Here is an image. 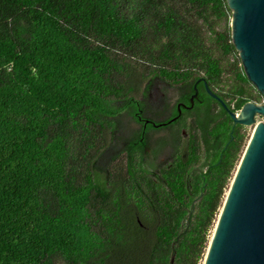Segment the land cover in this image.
Returning <instances> with one entry per match:
<instances>
[{"label": "trees", "instance_id": "16d2710c", "mask_svg": "<svg viewBox=\"0 0 264 264\" xmlns=\"http://www.w3.org/2000/svg\"><path fill=\"white\" fill-rule=\"evenodd\" d=\"M231 16L226 0H0V264L202 262L245 136L196 81L233 111L258 97ZM156 79L192 107L164 94L166 126L143 128ZM161 129L167 160L148 161Z\"/></svg>", "mask_w": 264, "mask_h": 264}, {"label": "water", "instance_id": "95a60500", "mask_svg": "<svg viewBox=\"0 0 264 264\" xmlns=\"http://www.w3.org/2000/svg\"><path fill=\"white\" fill-rule=\"evenodd\" d=\"M226 2L232 10V42L245 74L264 94V0ZM199 81L226 109L233 123L255 125L229 184L202 264H264V121L257 122L255 118L256 115L264 116V103L246 101L233 111L209 89L204 78L196 83ZM197 91L195 84L189 97L191 104ZM177 109L180 112V105ZM148 121L154 127L167 123ZM173 258L174 255L170 264Z\"/></svg>", "mask_w": 264, "mask_h": 264}, {"label": "rangeland", "instance_id": "374dc122", "mask_svg": "<svg viewBox=\"0 0 264 264\" xmlns=\"http://www.w3.org/2000/svg\"><path fill=\"white\" fill-rule=\"evenodd\" d=\"M231 78H232L231 75H226L225 76L226 80L231 79ZM153 85H154L153 90H152V92L150 91V95L146 96L148 98L145 101L148 105H150L149 106L150 108H153V106L157 107L159 105V103L157 104L156 101L158 100V98L160 100V98H162L163 94H166L167 100L169 102L170 101L171 102H175L176 97H177V87L170 86L167 83H164V82H162V81H160L158 79H156L154 81ZM224 88H227V85H224ZM252 92H253V94L258 96L256 98V100H253V101H255L256 103H264V94L263 93L262 94H258L256 89H252ZM144 98L145 97H143L142 99H144ZM168 112H169V109H167V111H165L164 113H157V114L153 113L151 116L155 117L158 120H161V119H163V117H165L168 114ZM256 120H257V122L258 121H264V116L258 115L256 117ZM122 121H123V123H122L121 127L124 130L123 133H125L128 130V126L129 127H136L137 126L133 121H130L129 123H127L125 118ZM254 127H255V125H243L242 126V131L244 132L245 139H244V143H243L242 149H241L240 154H239V158H238V160L236 162V165H235L236 167H237V165L239 163V160H240V158H241V156L243 154V151H244V149H245V147L247 145V142H248V140H249V138H250V136H251V134L253 132ZM167 134H168V131H166V130L156 131L155 134L153 135V138L154 139L161 138L163 136H166ZM118 145H119V147H121L123 144H122V142H120V144H118ZM166 160H167L166 154H163V156L161 155V157L158 159V163L159 162H165ZM236 167H235V169H236ZM234 172H235V170H234ZM234 172H233V174H234ZM231 180H230V182H231ZM230 182H229V184H230ZM227 191H228V188L225 190L224 197H225ZM223 200H224V198H223ZM218 214H219V212H218ZM218 214H217V217H216V219L214 221V225H213V227L210 230L209 240L211 238V235H212L216 220L218 218ZM202 262H203V260H202ZM202 262L200 264H202Z\"/></svg>", "mask_w": 264, "mask_h": 264}, {"label": "flooded vegetation", "instance_id": "af4514ba", "mask_svg": "<svg viewBox=\"0 0 264 264\" xmlns=\"http://www.w3.org/2000/svg\"><path fill=\"white\" fill-rule=\"evenodd\" d=\"M200 82V81H199ZM153 87H154V85H152L150 88H148V89H146L145 91H144V93L142 94V96L140 97V99L143 101V102H145L146 101V99L148 98V97H146V96H148V95H150V91L152 92V90H153ZM179 90H180V93L182 94L183 93V88H182V86H178L177 87V91L179 92ZM181 94H177V97H176V100H175V102H177V105H180V112H181V109L182 108H184L181 104H185V105H187L183 100H179L180 99V95ZM163 96H164V94H163ZM163 96H162V98H163ZM143 97H145L144 99H142ZM162 98H160V100H159V98H158V100L156 101V103L158 104L159 103V105L157 106V107H154L153 106V110H154V112L156 111L157 113H164L165 111H167V109L161 104L162 103V101H161V99ZM195 98V97H194ZM194 98H193V103H192V105L194 104ZM178 99V100H177ZM175 102H169L168 101V106L169 107H173L174 106V104H175ZM146 103V102H145ZM147 104V103H146ZM152 106V105H151ZM192 107V106H191ZM190 107V108H191ZM171 108H170V111L168 112V114L165 116V117H163V119H161V120H158V119H156L155 117H151V114L150 113H144V110H143V108H140L138 111H137V121L139 122V123H142V126H143V128H145L146 127V124H150V125H152V123H150L148 120H151V121H154L155 123H158V122H165L166 121V119H167V117H169L170 115H171ZM175 120V119H174ZM173 121V120H172ZM171 122V121H170ZM162 126H166V123L165 124H162V125H160V126H157V127H154L153 125H152V127L153 128H159V127H162ZM161 130H164V129H161ZM166 131H168V129L166 130ZM182 134H184V132H185V130L184 129H182ZM155 134V132L154 131H146V133H144V137L146 138V145H145V147H144V156H145V159L146 160H148V161H154V162H156V161H158V159L161 157V155L163 156V154H160V155H158V156H154L153 154H152V147H153V145H154V138H153V135ZM124 140H125V138H124ZM123 144H125V142L123 143Z\"/></svg>", "mask_w": 264, "mask_h": 264}, {"label": "bare ground", "instance_id": "6f19581e", "mask_svg": "<svg viewBox=\"0 0 264 264\" xmlns=\"http://www.w3.org/2000/svg\"><path fill=\"white\" fill-rule=\"evenodd\" d=\"M239 114H237V116H238ZM221 209V208H220ZM220 212V211H219ZM204 260V259H203Z\"/></svg>", "mask_w": 264, "mask_h": 264}, {"label": "built area", "instance_id": "2783aa9c", "mask_svg": "<svg viewBox=\"0 0 264 264\" xmlns=\"http://www.w3.org/2000/svg\"><path fill=\"white\" fill-rule=\"evenodd\" d=\"M258 115L255 116V118L257 117ZM257 121V120H256Z\"/></svg>", "mask_w": 264, "mask_h": 264}]
</instances>
